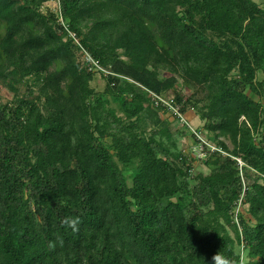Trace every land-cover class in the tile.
<instances>
[{"label": "trees", "instance_id": "obj_1", "mask_svg": "<svg viewBox=\"0 0 264 264\" xmlns=\"http://www.w3.org/2000/svg\"><path fill=\"white\" fill-rule=\"evenodd\" d=\"M47 1L0 0V264H264V9L57 0L75 45ZM76 50L113 74L102 94ZM149 92L227 154L207 174Z\"/></svg>", "mask_w": 264, "mask_h": 264}, {"label": "rangeland", "instance_id": "obj_2", "mask_svg": "<svg viewBox=\"0 0 264 264\" xmlns=\"http://www.w3.org/2000/svg\"><path fill=\"white\" fill-rule=\"evenodd\" d=\"M251 1H253L256 5L260 6L262 9H264V0H251ZM41 11H42L43 14L46 11H50L51 13L55 14V16L57 17V22L59 24L61 23L62 26L65 28V30H64V28H63V30L68 35L71 33L68 30L66 24L64 23L65 22L64 19L58 13V1L57 0L47 1L46 3H44V5L42 6ZM71 34H73V33H71ZM78 42H79V40L77 39L76 40V43L78 44ZM72 43H73V41H72ZM75 56H76L79 64L82 66V68L84 70H86V72H91L94 75L93 76V80L89 83V86L94 90L95 93H98V95L99 94H102L104 92V89H105L104 77L105 76H108V75H113V74H111V73L107 72L106 70L102 69L100 66H99L100 69L103 70V71L102 72L101 71L95 72L94 67L91 65V61H94V60L90 56L89 57L91 58V60H89L86 57V56H88L86 52H82V51H77L76 50ZM95 63H97V62H95ZM262 80H263L262 77L259 75V81H262ZM185 93L187 94L188 92L186 91ZM153 95H155V94H153ZM248 95L251 98L253 97L252 94H248ZM10 98H11V93L9 91H7L6 89L0 87V103L3 104L7 100H9ZM159 98H162V100L167 101L163 97H160L159 96ZM254 100L257 101V98H254ZM260 102L262 104H264V100H261ZM106 106L108 108H116V106L113 104V102L111 101L110 98H109L108 103L106 104ZM170 115L173 116L171 113H168L167 112L165 116L169 117L170 120H171V119H173V117H171ZM162 117H163V115H161V118ZM182 118L186 121V123L183 124L184 126L182 125V123H180L181 124L180 125L181 127H179V131H188V130H190L192 128V130L198 135V138L199 139L203 140L209 146L216 147L217 149H219L221 155H224V156L227 155L226 153H224L220 149V147L216 146L214 142H212L211 140H208L207 139V134L206 133H200L198 131V127L199 126L197 127V125H199V120H198L197 116L193 112L189 111V112L185 113V115H182ZM263 118H264V116H263ZM189 133L191 134L192 131L189 132ZM191 136H192V134H191ZM220 140H222L226 144V146H228V148H231V145H230V143L227 140H225L223 138L220 139ZM188 143H189V147L190 148L195 145L191 141H189ZM181 153L183 155L186 154L185 156L191 161L192 166H193V170L202 172L204 174H207L210 171V167L209 166H206V164L204 163L205 160H202V161L191 160V158H190V152L188 150H181ZM229 157L232 158L231 156H229ZM232 159H235V158H232ZM123 176L127 180V182L129 183L128 179L126 178L127 177V174L123 173ZM239 211H240V214H242L243 209L240 207V209L238 210V212Z\"/></svg>", "mask_w": 264, "mask_h": 264}, {"label": "built area", "instance_id": "obj_3", "mask_svg": "<svg viewBox=\"0 0 264 264\" xmlns=\"http://www.w3.org/2000/svg\"><path fill=\"white\" fill-rule=\"evenodd\" d=\"M60 25L62 26V24L60 23ZM63 27V26H62ZM64 28V27H63ZM65 30V28H64ZM72 33V32H71ZM67 34V37L69 39H71L73 41V44L77 45L76 43V36H74L75 34ZM89 60H91V58L89 56H86ZM91 65L94 67L95 72L98 71H103L100 69L98 63H95L94 61H91ZM150 96V100L151 103L153 104L154 107L156 106H164L169 112H171L176 118H178V120L182 123L185 124L186 121L182 118V114H180L178 112V106H173L172 103L167 100L164 101L162 100V98H159V96L157 95H153L151 93H149ZM189 132L192 131V136L194 138V146L193 147H189L187 150L190 152V158L191 160H197V161H202V160H207L208 157L213 154V153H220V150L217 149L216 147H211L208 144H206L203 140L198 138V135L192 130V128L190 130H188ZM201 140V141H200ZM221 154V153H220ZM186 155V154H184ZM238 165L241 166V163L239 160H236ZM240 209V200L234 204V211H233V216H234V222L237 223L236 217H237V213L238 210Z\"/></svg>", "mask_w": 264, "mask_h": 264}, {"label": "clouds", "instance_id": "obj_4", "mask_svg": "<svg viewBox=\"0 0 264 264\" xmlns=\"http://www.w3.org/2000/svg\"><path fill=\"white\" fill-rule=\"evenodd\" d=\"M75 223L76 221L72 222L73 226ZM206 264H235V262L220 253H214L210 260L206 261ZM239 264H249L248 254L243 249H241Z\"/></svg>", "mask_w": 264, "mask_h": 264}]
</instances>
